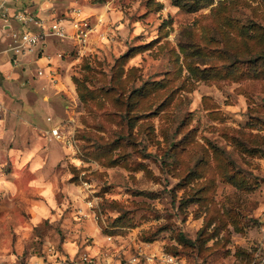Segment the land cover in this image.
I'll list each match as a JSON object with an SVG mask.
<instances>
[{"label":"rangeland","instance_id":"374dc122","mask_svg":"<svg viewBox=\"0 0 264 264\" xmlns=\"http://www.w3.org/2000/svg\"><path fill=\"white\" fill-rule=\"evenodd\" d=\"M110 1L116 25L86 53L46 37L61 78L26 130L38 164L16 177L15 205L1 201L0 264H62L94 246L98 264L122 248L124 260L264 264V0ZM33 63L23 93L44 82ZM16 137L0 136V176L15 167L6 150L27 145ZM85 182L94 224L72 207Z\"/></svg>","mask_w":264,"mask_h":264},{"label":"crops","instance_id":"0c3cea01","mask_svg":"<svg viewBox=\"0 0 264 264\" xmlns=\"http://www.w3.org/2000/svg\"><path fill=\"white\" fill-rule=\"evenodd\" d=\"M29 1V10L38 11L39 14L48 19V21L54 16H58L59 14L67 11L70 7L77 6L82 9L85 15L92 16L93 19H95V17L98 15L104 16V19L106 21L105 26L116 25V22H114L113 18L115 17L117 11H110L113 8L112 1L110 0H101L103 1V3H99L93 0ZM12 15H14V12H12ZM8 23L11 25L12 29H21L20 23L15 17H11ZM32 26L35 25L32 24ZM7 47L8 46L6 43L0 42V103L3 105V109L0 112V136H2L3 138H9L10 136H13L14 138L18 136V138H20V136H22L23 142L27 143V145H24L22 150L7 149L5 153L7 158L15 160V167H13V171H11L10 173H1L0 206L2 201L3 205L13 207L15 204H10L9 201L11 197L10 193L15 190L16 177L22 175V178L30 179L32 176L33 164H38L36 159H38L39 157L36 154H33L30 149V139L28 138V136H26V130L31 132L33 121H37V115L47 105V97L54 93V88L58 84H54L48 77L38 76L37 70L35 74L39 78H44V82L41 85L40 91H46V93L43 94L42 92L40 93V91L36 90L33 93H31L30 91H25L23 93L19 86V83L30 85V87L33 88L36 87L35 79L33 76L34 72L32 70V65L34 64L33 62L38 63L39 69V67L46 65V61L37 59L38 50H35L21 56L20 64L14 65L10 59V52L6 51ZM51 89L52 91H48ZM23 97H25V99ZM16 133H18V135ZM20 140L21 139H18V141ZM0 141L2 140L0 139ZM78 192L79 191L75 188L71 189L70 191L72 195L71 197L73 198L72 207L74 210V214L79 220L89 221L94 224V220L92 219V217L82 216L83 212H87V210L85 209L86 203L82 200ZM96 247L97 246H94V248L88 250V253L95 257L99 254V249ZM70 248L71 252L75 251L73 247ZM103 254L104 252L101 254V262L104 261ZM108 259L111 260L112 258L110 257ZM5 260L6 262L4 264H11L13 261L12 255H8ZM98 263L99 262L97 261V264Z\"/></svg>","mask_w":264,"mask_h":264},{"label":"built area","instance_id":"2783aa9c","mask_svg":"<svg viewBox=\"0 0 264 264\" xmlns=\"http://www.w3.org/2000/svg\"><path fill=\"white\" fill-rule=\"evenodd\" d=\"M29 0H2L0 3V40L4 39L7 44L6 51L11 54V62L14 65L20 64V57L26 53L38 50L37 59L46 61V65L39 67L38 76L48 77L54 84L60 81V74L53 62V58L47 55L45 50L46 37L55 36L61 40H71L78 54H84L90 50L94 35L105 23L103 16L85 15L80 7H70L67 11L54 16L49 21L39 14L38 11L29 10ZM14 12V15H12ZM11 17H15L20 23L21 29H12L8 23ZM34 24L35 26H32ZM1 53V50H0ZM58 57H63V52L58 53ZM3 105L0 103V112ZM52 120L51 117L48 118ZM50 140L60 139L62 136L61 124L51 126L48 133ZM86 193L84 201L89 211L95 210V200L91 198L93 190L88 182L83 184ZM80 197L82 194L79 192ZM83 200V199H82ZM82 216L90 217V214L83 212ZM123 249H108L104 251V261L102 264H186L185 260L175 254H149L142 249H138L124 260ZM112 258L109 260L108 258ZM62 264H97V259L87 251L71 256L65 254L61 258ZM39 264V263H36Z\"/></svg>","mask_w":264,"mask_h":264},{"label":"trees","instance_id":"16d2710c","mask_svg":"<svg viewBox=\"0 0 264 264\" xmlns=\"http://www.w3.org/2000/svg\"><path fill=\"white\" fill-rule=\"evenodd\" d=\"M183 5H186V4H183Z\"/></svg>","mask_w":264,"mask_h":264}]
</instances>
